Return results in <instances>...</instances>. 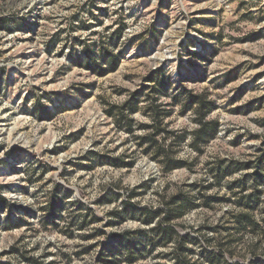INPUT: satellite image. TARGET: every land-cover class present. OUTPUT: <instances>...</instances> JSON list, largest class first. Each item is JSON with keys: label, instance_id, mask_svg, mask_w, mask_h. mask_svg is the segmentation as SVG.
Returning <instances> with one entry per match:
<instances>
[{"label": "rangeland", "instance_id": "1", "mask_svg": "<svg viewBox=\"0 0 264 264\" xmlns=\"http://www.w3.org/2000/svg\"><path fill=\"white\" fill-rule=\"evenodd\" d=\"M188 94L218 123L195 146ZM263 154L264 0H0V264H264ZM182 193L178 247L126 212Z\"/></svg>", "mask_w": 264, "mask_h": 264}, {"label": "trees", "instance_id": "2", "mask_svg": "<svg viewBox=\"0 0 264 264\" xmlns=\"http://www.w3.org/2000/svg\"><path fill=\"white\" fill-rule=\"evenodd\" d=\"M156 75L163 76L164 69L157 68L150 74L149 79H153ZM158 88H163V80L160 79L158 82ZM187 101L184 105L185 109L191 107L194 103H196V113L199 116L198 118V126L193 132L192 145L195 146L198 141L206 142L211 138L216 136L218 130V123L216 121H205L204 117L207 112L214 107V104L210 100H206L200 95H187ZM125 108L129 111L135 110L134 105V96H132L125 104ZM153 111V120L151 124L143 125V128L146 129L145 133L139 136V144H146L145 152H149L152 150V159L157 161L163 171H171L173 169H177L186 164L185 161L174 158L172 155V146L175 142H169L165 144L166 137H158L159 134L165 133L169 134L171 132L167 131L165 126L162 124V113L159 108L156 106L151 108ZM127 130L131 131L130 121H127ZM150 130V131H148ZM161 138V139H160ZM175 138L178 139L180 136L176 135ZM112 164H115L112 161ZM258 169L254 174V178H256L255 185H259V183H264V154L259 160ZM245 167L247 165H244ZM232 170V169H231ZM229 169V171H231ZM263 172V173H262ZM218 177V174L216 175ZM6 204V200L0 195V207H3ZM126 212L135 220H138L141 224L145 226H150L148 228L149 232H153L158 235L159 239H162L164 243L169 242L174 239L176 246L181 245V240L186 236L178 237L176 236V231L173 227L172 219L175 217L181 216L184 211L190 207L192 204L190 203V199L185 193L180 194L173 199H167L164 203V207L162 208H152L147 206H136L131 202H126L125 204ZM238 222L241 223V219H238ZM246 222V220H245ZM247 222L248 221L247 219ZM251 223V222H250ZM138 232H141V229H137ZM147 233V232H145ZM148 234V233H147ZM149 238V244L154 245L153 239ZM118 242L121 243L122 246L126 248L127 259L133 260V242L127 241L124 237H120ZM178 250V248H177ZM177 264H190V263H177Z\"/></svg>", "mask_w": 264, "mask_h": 264}]
</instances>
